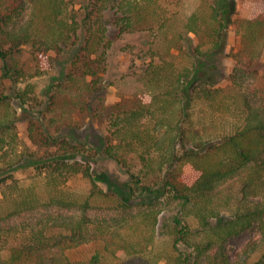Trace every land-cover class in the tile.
Segmentation results:
<instances>
[{"label":"trees","instance_id":"obj_1","mask_svg":"<svg viewBox=\"0 0 264 264\" xmlns=\"http://www.w3.org/2000/svg\"><path fill=\"white\" fill-rule=\"evenodd\" d=\"M122 2L127 25L134 28L140 11L133 1ZM239 4L213 0L199 5L174 38L187 58L183 70L149 104L119 108L109 116L112 143L103 152L131 176V182L120 184L110 173L97 176L105 144L94 149L71 142L68 135L55 138L33 121L28 122L30 143L22 144V114L14 105L15 100L26 110L40 105L33 84L18 86L26 73L14 61L25 47L39 62L74 44L82 29L88 32V45L109 47L104 17L92 20L88 13L81 20L75 0H0V264H107L109 259L145 256L163 235L172 242L171 264H248L258 245L249 243L233 259L228 242L247 230L264 235V101L255 105L245 99L242 106L234 93L225 96L226 89L212 77L217 61L229 56L232 24L242 50L264 45V0L258 17L233 22ZM249 7L241 0V9ZM237 85L230 86L235 93L240 92ZM200 106L233 119L223 121L213 135H202L194 117ZM132 152L138 157L134 164L128 156ZM76 179L90 183L81 199L66 189ZM100 182L117 196L112 198ZM100 198H109L120 212L118 222L87 214ZM54 208L78 212L56 215L50 212ZM36 210V220L15 221ZM90 242L102 247L89 260L70 257ZM252 264H264V253Z\"/></svg>","mask_w":264,"mask_h":264},{"label":"rangeland","instance_id":"obj_2","mask_svg":"<svg viewBox=\"0 0 264 264\" xmlns=\"http://www.w3.org/2000/svg\"><path fill=\"white\" fill-rule=\"evenodd\" d=\"M122 1L75 0V8L81 20L88 13H91L92 20L100 15L104 17L109 47L88 45L86 29H82L79 39L62 53H50L39 62L35 60L30 48L25 47L14 61L26 73L18 86L24 89L27 84H33L35 97L40 105L36 110H26L17 100L14 105L18 114H22L18 123L22 144L30 143V121L55 138L68 135L71 142L86 143L94 149L105 144L100 149L97 176L107 172L120 184H126L131 182L127 168L103 152V149L112 143L108 137L109 116L119 108L135 109L144 103L149 104L155 96L161 94L163 87L177 77L187 64V58L176 47L174 38L184 32L185 24L199 5L211 3L213 0H161L158 4L130 0L141 14V19L135 14L134 28L127 25L128 13L123 11ZM245 1L250 3V7L241 9L240 0L233 22L238 18L255 19L262 13L263 0ZM29 11L30 5L27 7L26 16ZM228 43L229 56L217 61L218 68L213 71L212 77L218 81L217 86L226 89L225 96L234 93L235 99H238L242 106L245 99H252L253 104L260 105L264 101V45L257 44L250 50H242L243 42L235 23L230 28ZM234 56L238 60H235ZM232 85H237L240 92L235 93L237 89L233 91L230 87ZM211 109L200 106L194 111L196 127L201 130L202 135L207 132L213 135L222 125L233 119L232 116L222 119L217 112L219 110ZM210 118L221 119L216 120L217 123H209ZM113 144H117L116 141L113 140ZM128 156L134 164L137 153L132 152ZM100 184L112 198L117 196L113 190L109 191L106 184ZM229 186L234 187V183L231 182ZM66 189L81 199L88 195L90 183L76 179L71 181ZM38 192L44 196L46 190L40 185ZM261 199L264 200V192ZM50 212H55L56 215H72L78 211L54 208ZM39 213V210L28 212L15 221L36 220ZM87 214L94 220L106 222H118L120 219V212L114 208L109 198L95 200ZM249 243H256L258 249L248 264L256 262L264 253V235L259 230H247L231 239L228 242L231 257L236 259V255L241 254ZM101 247L99 243L90 242L72 250L69 255L73 260H89ZM172 253V242L168 236L163 235L157 237L154 245L143 257H124L118 261L109 259L106 263L171 264L168 256Z\"/></svg>","mask_w":264,"mask_h":264}]
</instances>
